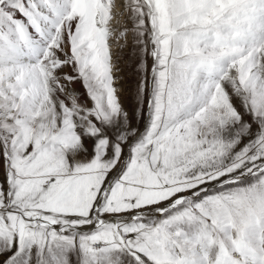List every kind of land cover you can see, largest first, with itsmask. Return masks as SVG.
Returning a JSON list of instances; mask_svg holds the SVG:
<instances>
[{
    "label": "snow or ice",
    "instance_id": "1",
    "mask_svg": "<svg viewBox=\"0 0 264 264\" xmlns=\"http://www.w3.org/2000/svg\"><path fill=\"white\" fill-rule=\"evenodd\" d=\"M0 264H264V0H0Z\"/></svg>",
    "mask_w": 264,
    "mask_h": 264
},
{
    "label": "rangeland",
    "instance_id": "2",
    "mask_svg": "<svg viewBox=\"0 0 264 264\" xmlns=\"http://www.w3.org/2000/svg\"><path fill=\"white\" fill-rule=\"evenodd\" d=\"M128 65H129L128 57L125 56L124 57V63L122 65V68L124 70V76H125V82H124L125 88H127V85H128V76L130 74V68H129ZM125 102L128 103L129 101L127 99H125Z\"/></svg>",
    "mask_w": 264,
    "mask_h": 264
}]
</instances>
